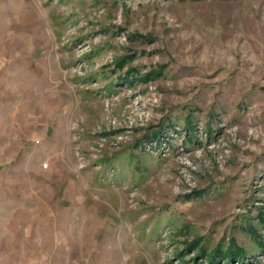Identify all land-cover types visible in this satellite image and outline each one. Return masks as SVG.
<instances>
[{
    "label": "rangeland",
    "instance_id": "rangeland-1",
    "mask_svg": "<svg viewBox=\"0 0 264 264\" xmlns=\"http://www.w3.org/2000/svg\"><path fill=\"white\" fill-rule=\"evenodd\" d=\"M0 264H264V0H0Z\"/></svg>",
    "mask_w": 264,
    "mask_h": 264
},
{
    "label": "trees",
    "instance_id": "trees-1",
    "mask_svg": "<svg viewBox=\"0 0 264 264\" xmlns=\"http://www.w3.org/2000/svg\"><path fill=\"white\" fill-rule=\"evenodd\" d=\"M232 252H233V249L228 248V249H226V250L224 251V254L231 255V254H233ZM230 253H231V254H230Z\"/></svg>",
    "mask_w": 264,
    "mask_h": 264
}]
</instances>
